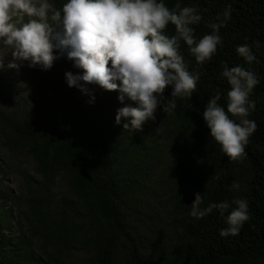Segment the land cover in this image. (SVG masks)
Here are the masks:
<instances>
[{
	"label": "trees",
	"instance_id": "16d2710c",
	"mask_svg": "<svg viewBox=\"0 0 264 264\" xmlns=\"http://www.w3.org/2000/svg\"><path fill=\"white\" fill-rule=\"evenodd\" d=\"M50 2L60 9L66 0ZM164 2L169 9L178 2L197 8V39L224 19L226 9L230 16L219 30L223 45L203 65L181 40L189 71L200 73L196 91L190 98L172 97L166 87L176 108H158L141 130L115 124L123 106L117 91L89 85L95 96L90 104L88 95L69 87L65 72L80 70L66 57L49 70L23 66L25 95L14 86L9 91L0 75V147L9 154L0 163V227L8 230L0 233V264H75L74 254L86 264H264V0ZM164 31L175 35V26ZM245 43L257 57L250 65L236 52ZM225 62L260 79L248 117L257 128L246 155L235 160L208 136L202 117L217 92L227 111ZM9 173L17 190L6 181ZM233 182L239 189L231 188ZM196 192L202 207L245 198L251 215L237 235L221 237L227 225L217 210L202 219L189 215Z\"/></svg>",
	"mask_w": 264,
	"mask_h": 264
},
{
	"label": "clouds",
	"instance_id": "9594fccd",
	"mask_svg": "<svg viewBox=\"0 0 264 264\" xmlns=\"http://www.w3.org/2000/svg\"><path fill=\"white\" fill-rule=\"evenodd\" d=\"M223 16L209 25L210 33L197 39L193 25L202 15L195 6L181 7L179 2L169 9L164 0H66L57 9L50 0H0V45L10 50L8 56L0 54V70L18 71L25 65L49 70L56 59L66 57L80 70L65 72L67 85L88 95L90 104L95 96L89 85L117 91L123 106L116 110L115 124L138 131L146 121L156 119L158 108L164 112L176 108L175 100L164 95L166 87L172 97L190 98L196 91L200 73L189 71L180 42L203 65L223 45L219 30L230 12L226 9ZM169 23L175 26V35L165 34ZM255 45L258 48L259 41ZM236 52L249 65L257 60L247 43L237 45ZM221 76L230 85L227 111L218 103L221 94L217 92L205 104L202 117L208 136L226 157L235 160L246 155L245 147L257 128L248 117L256 105L250 95L260 79L255 71L239 64L229 67L226 62ZM239 187L236 182L231 185ZM194 196L189 215L202 219L217 210L227 225L219 230L221 237L237 235L251 215L245 198L202 207V193Z\"/></svg>",
	"mask_w": 264,
	"mask_h": 264
},
{
	"label": "rangeland",
	"instance_id": "374dc122",
	"mask_svg": "<svg viewBox=\"0 0 264 264\" xmlns=\"http://www.w3.org/2000/svg\"><path fill=\"white\" fill-rule=\"evenodd\" d=\"M10 53V50L8 49L7 46H3L0 45V54H4L5 56H8ZM11 57H6L5 59V64H7L8 59H10ZM22 68V67H21ZM14 70V69H8V68H4L2 70H0V75H2L4 82L6 84L7 89L10 91V89L14 87H16L17 89V93H19V95H25L26 94V82L24 80V77L22 75V69ZM8 98V97H7ZM6 105H8V102H5ZM1 142V141H0ZM0 163L6 159V157H9V154L4 150L3 147H0ZM20 159L22 160V162L24 164H26L28 166V168L30 169V159L26 156H20ZM1 163V165H2ZM0 175L3 176L4 172L2 169H0ZM6 181L11 184V186L17 190L18 187V181L17 178L15 176L14 173H9V175L6 176ZM8 233L7 229H2L0 227V233ZM71 260L73 261V263L75 264H86L85 263V259L83 258L82 255H72Z\"/></svg>",
	"mask_w": 264,
	"mask_h": 264
}]
</instances>
